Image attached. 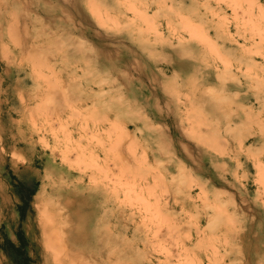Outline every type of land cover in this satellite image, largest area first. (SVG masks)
Instances as JSON below:
<instances>
[{"label": "rangeland", "instance_id": "374dc122", "mask_svg": "<svg viewBox=\"0 0 264 264\" xmlns=\"http://www.w3.org/2000/svg\"><path fill=\"white\" fill-rule=\"evenodd\" d=\"M6 1L0 264L65 198L79 264H264V0Z\"/></svg>", "mask_w": 264, "mask_h": 264}, {"label": "bare ground", "instance_id": "6f19581e", "mask_svg": "<svg viewBox=\"0 0 264 264\" xmlns=\"http://www.w3.org/2000/svg\"><path fill=\"white\" fill-rule=\"evenodd\" d=\"M17 23L18 22L15 12L12 9L8 8L7 1L0 0V38L5 42L1 47V52H3L5 57L23 55L26 51L25 43L23 42L24 37L20 33ZM3 80L4 79L0 81L1 84L3 83ZM125 129L126 128H124V130ZM95 158L98 159V155H96ZM187 158L189 159L190 157ZM179 169L180 168H178V170ZM169 173H171V178L175 180L178 179L174 177L171 170L169 171ZM202 191L204 192V189ZM78 199L80 203H86V201L88 200L87 196H81ZM43 205L44 207L41 210L40 208L36 209V212L38 214L35 220L36 236H38L39 238L38 240H36V246L37 248H39L40 255L42 256L43 260L46 264H79L82 254L75 251L74 244L77 243L82 237L83 232H80L79 229L78 231L77 228H82L80 226H82L81 223L85 220L84 215L83 217L80 215L79 207H74L69 198H65L61 201H52L51 203H49V201H45ZM67 208L69 210L68 212ZM215 210L217 209H214V211ZM205 220V227H211V224L213 223V217L211 215H208ZM200 223L201 219L198 220V224ZM197 234H199V232H197Z\"/></svg>", "mask_w": 264, "mask_h": 264}]
</instances>
